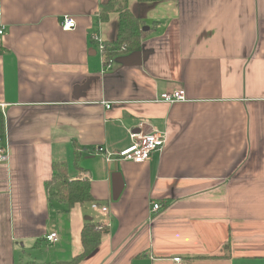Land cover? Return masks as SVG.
<instances>
[{
  "label": "crops",
  "instance_id": "0c3cea01",
  "mask_svg": "<svg viewBox=\"0 0 264 264\" xmlns=\"http://www.w3.org/2000/svg\"><path fill=\"white\" fill-rule=\"evenodd\" d=\"M127 1L149 33L106 65L109 0H0V264L70 261L87 223L104 233L80 264H264V0ZM141 122L165 147L107 158ZM55 162L99 208L49 197Z\"/></svg>",
  "mask_w": 264,
  "mask_h": 264
},
{
  "label": "trees",
  "instance_id": "16d2710c",
  "mask_svg": "<svg viewBox=\"0 0 264 264\" xmlns=\"http://www.w3.org/2000/svg\"><path fill=\"white\" fill-rule=\"evenodd\" d=\"M141 2L163 1V0H140ZM110 13H117L120 16L118 24V35L114 42L104 43L102 56L105 64L109 65L113 57L125 52H137L140 50L142 39L149 33L143 27L141 21L135 17L128 6L127 0H109L106 5L101 6L99 16L103 22H107ZM1 49V48H0ZM5 120L0 110V136L4 135ZM52 178L46 184V189L51 199L68 206V209L77 203H92L94 198L90 189V182L84 180H71L67 176L65 162H55ZM81 243L83 252L72 258L70 261H58L56 264H80L87 256L95 252L101 242L104 232L98 229L93 223H87L81 231Z\"/></svg>",
  "mask_w": 264,
  "mask_h": 264
},
{
  "label": "built area",
  "instance_id": "2783aa9c",
  "mask_svg": "<svg viewBox=\"0 0 264 264\" xmlns=\"http://www.w3.org/2000/svg\"><path fill=\"white\" fill-rule=\"evenodd\" d=\"M62 30L70 31L76 27V21L73 17L65 16L64 21L61 24ZM2 32H0L1 34ZM93 40H96L98 43L100 50L104 49V45L101 43L100 39L96 37V33L93 35ZM160 101L166 103H175L182 102L186 100L185 91H175L173 93L162 94L160 96ZM110 108V105L107 106ZM140 132H133L131 134V144L128 148L123 151L113 152L112 154H108L106 157L110 158L115 156L118 160H129L137 164H141L150 159L151 155L155 152L162 150L165 147L166 143V133H163L146 122L140 123ZM9 159L8 149L6 144L4 143L3 137L0 136V162H6ZM93 208H99L98 204L92 203ZM162 208L160 203H154L152 205V212L157 213L158 210ZM102 212H107L106 207L101 208ZM101 229V225L98 228ZM57 234H52L47 237L49 241H56ZM180 258H176L175 261H180Z\"/></svg>",
  "mask_w": 264,
  "mask_h": 264
},
{
  "label": "water",
  "instance_id": "95a60500",
  "mask_svg": "<svg viewBox=\"0 0 264 264\" xmlns=\"http://www.w3.org/2000/svg\"><path fill=\"white\" fill-rule=\"evenodd\" d=\"M114 188H115V190H114V194H113V199L116 200L120 196L123 188H122V185L116 186Z\"/></svg>",
  "mask_w": 264,
  "mask_h": 264
},
{
  "label": "rangeland",
  "instance_id": "374dc122",
  "mask_svg": "<svg viewBox=\"0 0 264 264\" xmlns=\"http://www.w3.org/2000/svg\"><path fill=\"white\" fill-rule=\"evenodd\" d=\"M39 256V258H42V253L41 252H36Z\"/></svg>",
  "mask_w": 264,
  "mask_h": 264
},
{
  "label": "bare ground",
  "instance_id": "6f19581e",
  "mask_svg": "<svg viewBox=\"0 0 264 264\" xmlns=\"http://www.w3.org/2000/svg\"><path fill=\"white\" fill-rule=\"evenodd\" d=\"M103 45H104V43H103Z\"/></svg>",
  "mask_w": 264,
  "mask_h": 264
}]
</instances>
